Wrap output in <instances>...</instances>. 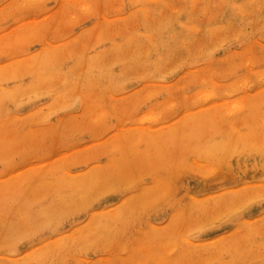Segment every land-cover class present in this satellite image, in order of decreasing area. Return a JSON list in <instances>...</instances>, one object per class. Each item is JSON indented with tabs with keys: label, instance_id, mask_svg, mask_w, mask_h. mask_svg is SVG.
I'll list each match as a JSON object with an SVG mask.
<instances>
[{
	"label": "rangeland",
	"instance_id": "rangeland-1",
	"mask_svg": "<svg viewBox=\"0 0 264 264\" xmlns=\"http://www.w3.org/2000/svg\"><path fill=\"white\" fill-rule=\"evenodd\" d=\"M0 264H264V0H0Z\"/></svg>",
	"mask_w": 264,
	"mask_h": 264
}]
</instances>
